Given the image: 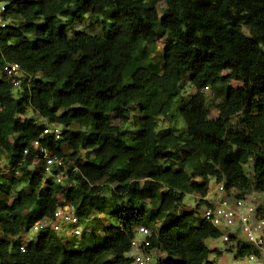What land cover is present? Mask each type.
<instances>
[{"label": "trees", "instance_id": "obj_1", "mask_svg": "<svg viewBox=\"0 0 264 264\" xmlns=\"http://www.w3.org/2000/svg\"><path fill=\"white\" fill-rule=\"evenodd\" d=\"M3 1L0 63H17L25 78L0 72V264H131L126 255L140 227L151 231L150 250L164 256L156 264H218L223 253L205 242L223 234L200 218L202 200L195 211L172 212L188 194L205 197L211 181L237 198L264 192V0H165L161 19L147 0ZM88 15L104 19L102 33L70 37ZM158 27L169 41L154 63ZM185 77L195 89L179 109L186 132H157ZM213 86L224 87V98L212 119L204 89ZM131 103L142 115L134 137L122 130ZM48 124L61 126V139L43 135ZM35 141L75 170L68 171L75 187L42 185L47 163ZM80 151L86 161L72 166ZM16 174L27 177V189L18 190ZM107 190L119 224L95 247L80 250L46 229L21 250L22 235L51 223L61 207L73 206L80 223L103 213ZM258 214L264 218V205ZM229 243L241 260L262 256L261 247Z\"/></svg>", "mask_w": 264, "mask_h": 264}, {"label": "rangeland", "instance_id": "obj_2", "mask_svg": "<svg viewBox=\"0 0 264 264\" xmlns=\"http://www.w3.org/2000/svg\"><path fill=\"white\" fill-rule=\"evenodd\" d=\"M149 2H152L155 4L160 19L166 14L167 12V3L165 0H147ZM11 22V21H10ZM104 26V19L101 17H94V16H86L85 19H83L81 22L77 23L75 27L71 30H69V35L70 37L73 35L75 32H83L88 35H98L102 33V29ZM158 33V38H157V43L155 47V51L153 52L151 58L154 63H161L162 61V56H163V49L167 42L169 41L168 36L165 34L163 29L161 27H158L157 29ZM15 78H21L23 81L24 75L19 74ZM21 83V82H20ZM20 85V84H19ZM19 85H17L14 89L16 95L20 91ZM229 85L232 87H238L241 85L240 82L236 80H231L229 82ZM224 88V87H223ZM222 86H213V87H208L204 89V94L206 96V101H207V106H208V112H209V118H216L218 116V110L216 108V105L220 103L223 98H224V92H223ZM225 90V89H224ZM195 92V89L193 85L188 80V77H185L184 80L182 81L180 85V94L179 96L175 99L171 111L167 117H159L158 118V127H157V132H164L167 129H175L177 132H186V124L182 117L179 114V109L180 106L183 102L187 101L191 95H193ZM33 113L32 111L28 112V116H32ZM141 113L138 110V105L135 103H131L129 105V116L127 122L122 124V130L127 134L128 137H134L137 134L138 127L136 125V121L141 118ZM71 130L74 133H78L81 131L80 127L77 124H73L71 126ZM66 155H69L71 152L69 149L65 148L64 149ZM84 162L86 161V151H80L78 155L71 161V165H75L76 161ZM252 162L250 161L248 164L245 165L244 169L248 177L252 178ZM56 166L59 167H64L60 173H55L53 171L56 169ZM71 170L74 172L75 170H72L70 166H68L65 162L64 159L62 160L61 164H57L54 167H52L49 171H47L46 178H44V181L42 185H45V181L49 179L53 183L60 185L61 187H75L77 185V180L74 179V177H69L68 176V171ZM189 170V169H188ZM2 175L5 177H10V169L9 167H6L3 165L2 169ZM56 171V170H55ZM28 173H34L33 167H30L28 169ZM15 178L19 180L20 186L18 190L20 189H27V177L24 176L23 174H16ZM194 179L198 182L201 181L200 178H197L194 176ZM105 184V183H104ZM217 186L215 181H211L210 187L211 189H214ZM111 188V186H109ZM248 196L252 198V200L258 204V206H263L264 205V192H258L255 191L254 189H251L248 193ZM106 200V210L103 213H94V215L90 216L88 219L84 220L81 222L79 225V228L81 229L82 234L79 236L74 235V228L70 224H65V223H54L52 221L49 224L46 225H39L36 227V229H33V231H30L28 235L25 233L22 235L23 240H27L28 238L32 237L35 239L36 235L40 233L43 230L49 229L52 235H55L59 237L62 241H70L74 242L76 247L78 249H87L90 247H95L97 244H99L104 236V230L107 227H114L117 226L119 223L112 217L111 213L115 209V204L110 200V191L107 190L103 193L102 195ZM215 195L213 194L212 198ZM5 198V197H3ZM199 200H201L200 197L197 195L193 194H188L186 195L184 201L180 203L175 210L172 212L173 216H178L181 213H186V212H192L195 211L196 207L199 208L197 205H199ZM201 204V203H200ZM203 206V205H202ZM200 205L199 209V216L203 212V207ZM202 207V208H201ZM222 237L216 240L209 239L205 242L206 246L209 249H218L223 253L222 258H218L217 263L218 264H240L241 259L236 257L235 252H229L228 247L230 245L229 240L230 239H238L243 242H246L245 237L243 234L240 232V230L237 227L234 228H222ZM95 235L97 238L96 240H91L90 242H86L84 245L82 244L80 238L83 234H86L87 236L90 234ZM139 237H141L139 235ZM6 239V237H3ZM32 240V239H31ZM229 243V244H228ZM252 247H256L255 245H251ZM261 251H262V256L261 258L264 259V242L261 245ZM164 256L160 254L159 252H152V264H156V261L158 258H163ZM212 258H215L214 255H212Z\"/></svg>", "mask_w": 264, "mask_h": 264}, {"label": "built area", "instance_id": "obj_3", "mask_svg": "<svg viewBox=\"0 0 264 264\" xmlns=\"http://www.w3.org/2000/svg\"><path fill=\"white\" fill-rule=\"evenodd\" d=\"M5 5L6 3L0 0V27L2 28L7 25V21L4 18V13L6 12ZM0 72L7 74L9 77H17L21 73V70L17 63H0ZM43 135H52L56 140H59L61 139V126L48 124L43 130ZM33 147L41 151V155L47 163V171L53 166L61 164L62 159L55 154H50L40 146L38 141L33 143ZM24 153L28 154V150H25ZM213 194L215 198H212ZM201 200L203 212L200 218L205 223L219 230L237 227L245 237L246 243L255 245L258 248L261 247L264 242V218L259 216V206L250 196L237 198L233 190L228 192L224 184L221 183L217 184L214 189L210 187L208 194L201 198ZM53 221L57 224L65 223L72 225L75 236H79L82 233L79 228L81 224L80 220L76 215L75 208L71 205L57 209L54 213ZM39 225L41 223H37L32 228V231ZM150 237L151 231L148 228L140 227L136 230L135 237L131 241L130 250L126 255L131 264H152L153 251L150 250ZM31 239L33 238L30 237L26 241L23 240L21 245L22 251H25L26 244ZM240 264H264V259L256 254H250L241 260Z\"/></svg>", "mask_w": 264, "mask_h": 264}, {"label": "crops", "instance_id": "obj_4", "mask_svg": "<svg viewBox=\"0 0 264 264\" xmlns=\"http://www.w3.org/2000/svg\"><path fill=\"white\" fill-rule=\"evenodd\" d=\"M222 258V257H221Z\"/></svg>", "mask_w": 264, "mask_h": 264}]
</instances>
